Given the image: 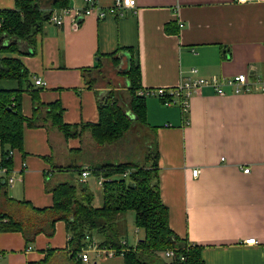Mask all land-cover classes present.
<instances>
[{
	"label": "crops",
	"instance_id": "crops-1",
	"mask_svg": "<svg viewBox=\"0 0 264 264\" xmlns=\"http://www.w3.org/2000/svg\"><path fill=\"white\" fill-rule=\"evenodd\" d=\"M135 1L121 16L87 15L77 25L70 17L61 25L44 21L30 53H10L20 57L29 73L22 113H37L41 121L24 129V152L13 150L12 180H0V211L27 213L21 200L49 207L48 189L70 173L57 171L55 165L93 168L138 158L132 142L139 135L132 127L142 126L145 147L157 145L159 191L170 228L201 246L205 264H264V90L234 94L227 86V94L220 96L204 87L190 98L186 112L147 95L146 124L132 125L123 139L106 145H97L86 129L78 137L65 138L43 120L45 108L33 110L36 95L42 103L58 101L64 123L96 122L98 100L114 93L129 111V96H121L130 59L140 68L143 88L174 87L191 68L203 77L244 73L252 82L264 81V0ZM112 2L94 0L99 8ZM68 4L86 5L85 0ZM13 7L14 0H0V9ZM101 77L103 82H96ZM35 78L45 85L34 84ZM16 87L17 80L0 79V89ZM111 146L122 149L116 153ZM192 168H199L196 177ZM250 237L257 243H244ZM67 239L61 220L51 236L39 233L32 242L19 231L1 232L0 264L39 260L47 248L65 250ZM82 263L125 264L122 255L95 253Z\"/></svg>",
	"mask_w": 264,
	"mask_h": 264
},
{
	"label": "trees",
	"instance_id": "trees-1",
	"mask_svg": "<svg viewBox=\"0 0 264 264\" xmlns=\"http://www.w3.org/2000/svg\"><path fill=\"white\" fill-rule=\"evenodd\" d=\"M45 1L14 0L13 8L0 9V54H7L0 56V79L18 81L16 88L0 89V167L5 166L8 171L12 170L11 151L24 152V129L35 127L41 121L37 113L31 117L22 113V89L29 81V73L20 57L10 53H30L35 35L42 22L49 20L51 10L69 6V0ZM124 76L129 111L124 110L114 93L98 100L96 122L64 123L60 103H42L35 94L33 110L45 108L43 120H49L65 138L78 137L86 129L97 145L118 142L135 123L146 124L145 96L138 94L142 88L140 68L132 59ZM134 148L140 152L138 158L89 167L95 179L103 178L98 206L93 204L94 194L87 181L58 182L48 189L52 195L49 207L38 208L21 200L18 202L27 213L15 216L0 211V233L19 231L26 241L32 242L39 233L51 236L57 221L65 222L67 248H47L41 259L27 264H83L79 254L86 245V236L93 238L100 247L114 249L115 255L124 257L125 264H205L201 246L179 237L169 226L167 207L159 191L156 143L147 148L144 145L143 149ZM54 169L80 175L82 168L80 165H55ZM125 172L127 175H123ZM128 211H133L135 227L143 230V237L134 246H128L126 241L125 214ZM167 250L173 251L171 258L164 255Z\"/></svg>",
	"mask_w": 264,
	"mask_h": 264
},
{
	"label": "built area",
	"instance_id": "built-area-1",
	"mask_svg": "<svg viewBox=\"0 0 264 264\" xmlns=\"http://www.w3.org/2000/svg\"><path fill=\"white\" fill-rule=\"evenodd\" d=\"M245 2L249 0H238ZM85 6L82 8L62 7L54 8L50 12L49 20L56 25H61L65 17H70L71 22L77 25L84 16L95 14L98 19H103L108 15L121 16L125 11L133 8L136 5L135 0H113V2L106 7H96L94 0H85ZM197 69L191 68L189 75L182 78L174 87H157V88H141L138 94L141 96L155 95L159 97L163 104L171 105L177 104L181 107L182 112H186L189 107L190 98L200 92L202 88L209 87L216 95L224 96L227 94L225 87H230L234 94L248 93L257 90H264V81H250L246 74L239 73L231 77H221L212 75L203 77L197 75ZM34 84L44 86L45 82L40 78L34 79ZM13 151H11V154ZM244 172L249 171V167L243 169ZM91 170L85 166L81 169L80 180H84ZM128 172L123 173L127 175ZM191 173L196 177L199 173V168H192ZM10 171L7 167H0V180L11 182L12 177H9ZM103 178L97 177L96 183L102 186ZM246 244H255L257 240L255 237H250L244 240ZM89 253H95L97 256H114L115 251L112 248L100 247L97 242L86 236V245L82 248L79 257L83 262L89 261ZM164 255L171 258L173 256L172 250L165 251ZM183 260V257L181 258Z\"/></svg>",
	"mask_w": 264,
	"mask_h": 264
},
{
	"label": "rangeland",
	"instance_id": "rangeland-1",
	"mask_svg": "<svg viewBox=\"0 0 264 264\" xmlns=\"http://www.w3.org/2000/svg\"><path fill=\"white\" fill-rule=\"evenodd\" d=\"M2 55V54H0ZM97 80V79H96ZM96 82H103L102 81V77L100 79H98ZM128 93H127V89L126 91H124L122 93V98L126 99L128 97ZM129 109V107H128ZM135 124H139V123H135ZM142 124V123H141ZM144 125V124H142ZM142 129L143 127H132V130L134 131V134H136V136L139 135V137L137 138V143H133V147H139L140 149H143L144 147V142H143V137L144 134H142ZM142 132V133H140ZM133 134V133H132ZM127 139L130 141L129 136L127 137ZM113 147L112 149L114 150V152L116 153H120L122 147L121 146H111ZM125 160H132L131 158L127 157L125 158ZM119 160H116V162H118ZM80 176V175H79ZM66 181H70V182H77L78 181V174L76 172H70L69 173V177L66 178ZM88 182V188L90 189V191L94 194V199H93V204L95 206H98L99 204H101V186H99L96 183V179L95 177L91 174L90 179L87 181ZM126 217V228H127V237H126V241L128 246H134L138 239H140L141 237H143V230L142 229H137L135 227V222H134V214L133 211H128L125 214ZM92 255V253H89V256Z\"/></svg>",
	"mask_w": 264,
	"mask_h": 264
}]
</instances>
